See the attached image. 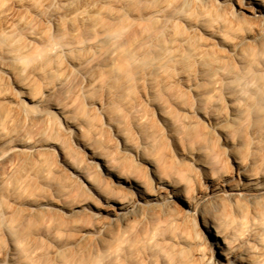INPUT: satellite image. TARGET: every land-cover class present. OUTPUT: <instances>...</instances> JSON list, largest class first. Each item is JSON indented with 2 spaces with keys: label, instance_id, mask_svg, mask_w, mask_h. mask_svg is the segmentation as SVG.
<instances>
[{
  "label": "bare ground",
  "instance_id": "1",
  "mask_svg": "<svg viewBox=\"0 0 264 264\" xmlns=\"http://www.w3.org/2000/svg\"><path fill=\"white\" fill-rule=\"evenodd\" d=\"M0 264H264V0H0Z\"/></svg>",
  "mask_w": 264,
  "mask_h": 264
},
{
  "label": "rangeland",
  "instance_id": "2",
  "mask_svg": "<svg viewBox=\"0 0 264 264\" xmlns=\"http://www.w3.org/2000/svg\"><path fill=\"white\" fill-rule=\"evenodd\" d=\"M97 202V203H96ZM95 202V205L97 206V208H94L93 210L90 209L88 210V213L91 215L97 213V212H101L102 211V207H103V203L101 201H96ZM99 206H98V205ZM178 204V205H177ZM176 206L179 210V213H178V216H176V220H175V223L173 224H169V225H165L163 226L164 229H161L160 231V236L162 238H169L175 234H178L181 230V228L183 230H185V232L189 235H192V238L194 239H200L201 237H203V233L201 231V228H200V225H199V222H198V219L196 218L194 212L188 207V206H184L180 203L177 202ZM182 206V207H181ZM97 209V210H96ZM101 209V210H100ZM182 211V212H180ZM181 213L183 215H181ZM90 215V216H91ZM112 215H110L109 213H105L102 211L101 213V218H103L102 220L104 221L105 217H106V220L105 221H111V217ZM178 217V218H177ZM109 219V220H108ZM176 226H175V225ZM187 224V225H185ZM172 225V226H171ZM174 225V226H173ZM168 226V227H167ZM170 226V227H169ZM178 226V227H177ZM180 226V228H179ZM197 227V228H196ZM170 229V230H169ZM164 230V231H163ZM199 230V231H198ZM177 231V232H176ZM190 231V232H189ZM200 233V234H199ZM166 236V237H164ZM70 253H71V250L67 251L65 253V257H69L70 256ZM213 262V261H212Z\"/></svg>",
  "mask_w": 264,
  "mask_h": 264
}]
</instances>
